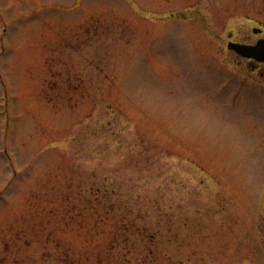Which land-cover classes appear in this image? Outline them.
Instances as JSON below:
<instances>
[{
    "label": "rangeland",
    "instance_id": "374dc122",
    "mask_svg": "<svg viewBox=\"0 0 264 264\" xmlns=\"http://www.w3.org/2000/svg\"><path fill=\"white\" fill-rule=\"evenodd\" d=\"M260 39L264 0H0V264H264Z\"/></svg>",
    "mask_w": 264,
    "mask_h": 264
},
{
    "label": "water",
    "instance_id": "95a60500",
    "mask_svg": "<svg viewBox=\"0 0 264 264\" xmlns=\"http://www.w3.org/2000/svg\"><path fill=\"white\" fill-rule=\"evenodd\" d=\"M259 32V30H253L254 34H258ZM227 47L229 50H233L242 57L264 63V40H260L254 47L242 46L234 43H229Z\"/></svg>",
    "mask_w": 264,
    "mask_h": 264
},
{
    "label": "flooded vegetation",
    "instance_id": "af4514ba",
    "mask_svg": "<svg viewBox=\"0 0 264 264\" xmlns=\"http://www.w3.org/2000/svg\"><path fill=\"white\" fill-rule=\"evenodd\" d=\"M262 34H263V31H262L259 35L262 36ZM234 55L236 56L237 59L242 60V61H245L246 64H247L248 66H250L251 64H254V65L256 66L255 68H257V67H261V66H264V64L257 63V62H255V61H253V60L243 59V58L239 57L238 55H236L235 53H234ZM255 70H256V69H254L253 71H255ZM259 75H260V77L263 76V74H262L261 72H259Z\"/></svg>",
    "mask_w": 264,
    "mask_h": 264
}]
</instances>
